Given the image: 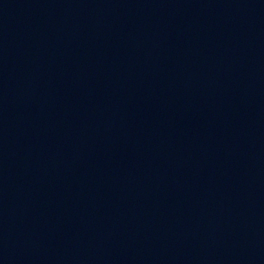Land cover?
<instances>
[{
	"label": "water",
	"instance_id": "water-1",
	"mask_svg": "<svg viewBox=\"0 0 264 264\" xmlns=\"http://www.w3.org/2000/svg\"><path fill=\"white\" fill-rule=\"evenodd\" d=\"M259 58L264 67V0H244Z\"/></svg>",
	"mask_w": 264,
	"mask_h": 264
}]
</instances>
